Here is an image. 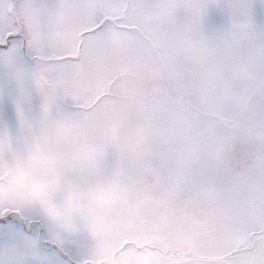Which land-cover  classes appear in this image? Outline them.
<instances>
[{
    "label": "snow or ice",
    "instance_id": "obj_1",
    "mask_svg": "<svg viewBox=\"0 0 264 264\" xmlns=\"http://www.w3.org/2000/svg\"><path fill=\"white\" fill-rule=\"evenodd\" d=\"M0 264H264V0H0Z\"/></svg>",
    "mask_w": 264,
    "mask_h": 264
}]
</instances>
